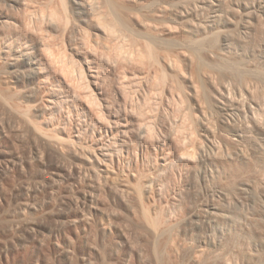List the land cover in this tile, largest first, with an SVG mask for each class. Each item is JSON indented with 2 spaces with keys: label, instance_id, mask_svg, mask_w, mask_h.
Instances as JSON below:
<instances>
[{
  "label": "rangeland",
  "instance_id": "1",
  "mask_svg": "<svg viewBox=\"0 0 264 264\" xmlns=\"http://www.w3.org/2000/svg\"><path fill=\"white\" fill-rule=\"evenodd\" d=\"M0 264H264V0H0Z\"/></svg>",
  "mask_w": 264,
  "mask_h": 264
},
{
  "label": "bare ground",
  "instance_id": "2",
  "mask_svg": "<svg viewBox=\"0 0 264 264\" xmlns=\"http://www.w3.org/2000/svg\"><path fill=\"white\" fill-rule=\"evenodd\" d=\"M206 38V37H205ZM208 38V37H207ZM229 40V39H228ZM228 40H227V38L226 37H224L222 40H221V46L223 47V48H225V49H227L229 46H230V42H228ZM229 49V48H228ZM221 59H223V58H221ZM224 60V59H223ZM222 61V60H221ZM226 63H227V61H226ZM226 63H224V61H223V65L222 66H224L225 68H227L229 71H231V72H234V69H232L231 67H230V64H226ZM221 66V67H222ZM28 67H29V69L28 70H26V71H29L30 69L32 70V69H35L36 68V62L34 61V58L33 57H31L29 60H28ZM223 68V67H222ZM224 68V69H225ZM26 71L25 70H22V73L24 74V75H26V76H28V74L26 73Z\"/></svg>",
  "mask_w": 264,
  "mask_h": 264
}]
</instances>
